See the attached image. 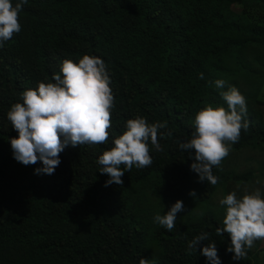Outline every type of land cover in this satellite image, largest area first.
Masks as SVG:
<instances>
[{
	"label": "trees",
	"instance_id": "1",
	"mask_svg": "<svg viewBox=\"0 0 264 264\" xmlns=\"http://www.w3.org/2000/svg\"><path fill=\"white\" fill-rule=\"evenodd\" d=\"M19 23L0 46V264H210L202 249L213 242L221 264H264L262 239L233 260L230 236L216 231L227 206L215 205L254 179L252 169L240 173L243 153L252 152L248 163L264 157V0H28ZM84 55L103 59L111 80L108 142L69 145L53 175H37L42 162L14 159L18 132L7 113L25 91L63 78L64 60L78 64ZM233 86L246 98L249 128L213 167L211 185L191 169L194 150L179 144L192 139L199 111L228 109L220 92ZM136 118L167 122L163 151L149 141L152 165H134L122 186L105 187L99 156ZM177 201L188 212L169 231L154 217ZM205 232L209 239L189 249Z\"/></svg>",
	"mask_w": 264,
	"mask_h": 264
},
{
	"label": "clouds",
	"instance_id": "2",
	"mask_svg": "<svg viewBox=\"0 0 264 264\" xmlns=\"http://www.w3.org/2000/svg\"><path fill=\"white\" fill-rule=\"evenodd\" d=\"M28 0H18L13 6L12 0H0V46L14 33L21 31L19 14ZM60 74L54 75L55 83L41 82L38 89H29L22 94L23 103L12 105L7 118L18 132V138L10 140L14 159L25 166L38 161L43 167L35 174L53 175L60 165V153L71 145L106 144L109 129L112 127L111 115L114 96L110 88V77L105 61L99 57L84 55L79 63L64 60ZM203 79V74H201ZM226 82L216 80L215 87L223 89ZM220 96L227 103L224 107L208 106L195 117V132L190 141L180 143L182 150L195 152L191 169L199 174L200 181L207 180L216 185L218 177L213 167H219L226 158L231 145L239 141L241 131H247L249 123L243 119L247 112L246 98L236 87L221 91ZM167 128V122L149 124L145 118L130 119L126 131L114 140V147L99 156L101 174L110 177L105 187L123 185L122 177L137 168L149 167L153 163L149 141L156 151H163L158 136L160 130ZM167 135H171L170 132ZM121 165L124 170H121ZM195 197L196 193H190ZM226 207L223 228L217 235L227 233L231 245L227 251L234 253L233 260H242L247 249L255 240L264 239V198L256 190L253 194L237 199L236 193L228 194L220 200ZM184 211L183 201H177L163 216L156 215L155 222L169 231L176 227L177 214ZM209 239L205 232L189 242V249L197 248L201 241ZM210 264H221L216 244L210 243L202 249ZM139 264H152L142 258Z\"/></svg>",
	"mask_w": 264,
	"mask_h": 264
},
{
	"label": "rangeland",
	"instance_id": "3",
	"mask_svg": "<svg viewBox=\"0 0 264 264\" xmlns=\"http://www.w3.org/2000/svg\"><path fill=\"white\" fill-rule=\"evenodd\" d=\"M251 155L253 156L252 152L247 151L240 156V159L238 161V165L240 167V173H245L249 169H252L253 171H255V177L250 183H247L241 186L240 190L238 187L234 186L236 187V189L239 190L240 193L238 191L236 193H239L241 197H243L244 195L253 194L256 190H259L260 193L264 192V169H263L264 168V157L263 158H261L260 156L255 157V160H257L260 163H256L255 160L248 163L247 162L249 160L248 158ZM222 199H223L222 195L221 194L218 195V197L215 199V205H221L220 200ZM187 212H188V209H185L184 213H187ZM261 248L264 249V239L261 240ZM263 254L264 252L262 253V255Z\"/></svg>",
	"mask_w": 264,
	"mask_h": 264
}]
</instances>
